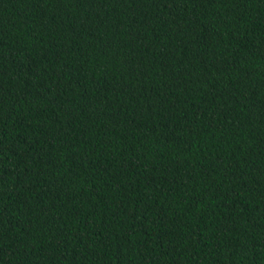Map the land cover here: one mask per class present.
I'll list each match as a JSON object with an SVG mask.
<instances>
[{
    "label": "trees",
    "instance_id": "obj_1",
    "mask_svg": "<svg viewBox=\"0 0 264 264\" xmlns=\"http://www.w3.org/2000/svg\"><path fill=\"white\" fill-rule=\"evenodd\" d=\"M0 264H264V0H0Z\"/></svg>",
    "mask_w": 264,
    "mask_h": 264
}]
</instances>
